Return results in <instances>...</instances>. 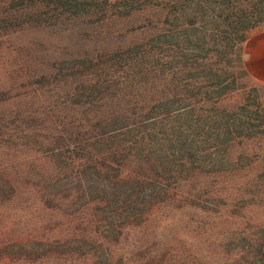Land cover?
I'll return each mask as SVG.
<instances>
[{
  "label": "rangeland",
  "instance_id": "374dc122",
  "mask_svg": "<svg viewBox=\"0 0 264 264\" xmlns=\"http://www.w3.org/2000/svg\"><path fill=\"white\" fill-rule=\"evenodd\" d=\"M162 2L0 0V264H264V81L244 66L245 40L219 101L181 92L192 79L174 45H163L160 70L151 60L135 74L160 28L172 39V0ZM137 44L149 54L123 56ZM183 102L203 119L219 107L259 124L216 168L188 170L130 216L125 194L148 172L143 146L99 133ZM151 182L131 197L140 206L159 189Z\"/></svg>",
  "mask_w": 264,
  "mask_h": 264
},
{
  "label": "trees",
  "instance_id": "16d2710c",
  "mask_svg": "<svg viewBox=\"0 0 264 264\" xmlns=\"http://www.w3.org/2000/svg\"><path fill=\"white\" fill-rule=\"evenodd\" d=\"M162 1L156 0V4L161 6ZM191 3L196 4V8L191 7ZM213 3L214 7L207 6L208 0H172L173 10L177 7L181 10H177V13L170 11L174 19L180 20L173 22V19L171 22L173 27L170 35L172 39L175 36L177 39H165L167 32L160 28L155 34L152 46H149L155 50V54L150 53L151 58L142 56L149 54V49L143 44L125 48L123 56L129 59L142 56L138 63L148 64L134 70V73H147L152 64L151 60L159 65L160 70V64L164 66V62H160L158 57L163 51V45H174L180 51V55L175 57L178 58L176 61L182 65L181 70H186V77L192 79L184 82L185 87L181 92L185 89L193 95L195 91L205 97L204 99L214 98L219 101L232 90V54H238L239 43L246 39L247 31L264 21V0H215ZM180 5L188 9H182ZM155 55L157 57L154 59ZM201 77L206 79L205 85L201 83ZM176 93L178 92L174 90L173 94ZM179 104L181 105L175 107L162 104L163 108L157 114H154L151 107L141 108L139 115L142 119L121 123L99 133L101 136L116 131L121 134L130 133L125 141L139 142L143 146L139 149L145 153L143 161L148 164V172L135 176V181L129 185L125 194V202L132 209L126 212L130 216L143 215L152 204L166 197L168 189L174 186L178 177L188 173V170H201L205 166L216 168V164L226 159L228 146L235 137L259 124L249 120L255 116L242 113L245 118L236 112L232 115V109H218L219 107H214V114L203 119V116L197 114L202 106L195 107L190 102ZM159 117H162V123H158ZM167 118L173 119L166 121ZM107 167L112 166L107 164ZM148 181H153L151 186H158L159 189L144 200L149 201L150 205L144 203L145 206H140L141 200H136L139 197L135 200L131 197L138 195L137 189Z\"/></svg>",
  "mask_w": 264,
  "mask_h": 264
},
{
  "label": "crops",
  "instance_id": "0c3cea01",
  "mask_svg": "<svg viewBox=\"0 0 264 264\" xmlns=\"http://www.w3.org/2000/svg\"><path fill=\"white\" fill-rule=\"evenodd\" d=\"M244 66L255 79L264 81V28L253 31L243 44Z\"/></svg>",
  "mask_w": 264,
  "mask_h": 264
}]
</instances>
